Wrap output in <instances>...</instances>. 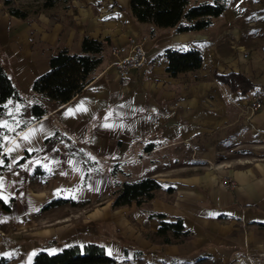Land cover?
<instances>
[{
  "label": "crops",
  "instance_id": "obj_1",
  "mask_svg": "<svg viewBox=\"0 0 264 264\" xmlns=\"http://www.w3.org/2000/svg\"><path fill=\"white\" fill-rule=\"evenodd\" d=\"M245 3L228 0L205 30L178 32L137 22L130 0H70L26 19L0 0V64L22 99L0 117L9 159L0 198L10 202L0 208V264L92 241L112 264H264V98L247 117L245 93L214 78L242 72L264 90V39L242 19ZM84 36L106 39L91 81L62 105L44 101L46 114L29 122L33 80L59 48L78 53ZM142 36L144 65L121 77L112 49ZM193 47L200 67L172 76L164 50ZM143 177L161 186L151 200L111 206L114 183ZM146 211L180 218L189 235L162 243Z\"/></svg>",
  "mask_w": 264,
  "mask_h": 264
},
{
  "label": "trees",
  "instance_id": "obj_2",
  "mask_svg": "<svg viewBox=\"0 0 264 264\" xmlns=\"http://www.w3.org/2000/svg\"><path fill=\"white\" fill-rule=\"evenodd\" d=\"M10 15L26 19L29 11L14 6L12 0H3ZM70 0H41L40 7L48 9L55 6L66 8ZM228 0H211L191 2L190 0H130V11L139 23L151 24L155 28H174L178 32H197L205 30L212 19L224 12ZM106 39H96L84 36L81 40L80 51L71 52L61 47L49 58V69L38 75L32 82L30 91L36 96L29 107V122L38 120L47 112L44 101L62 105L70 101L86 86L93 77L95 68L102 61V52ZM168 60L167 71L175 76L182 72L195 70L201 64V52L197 48L172 49L163 52ZM216 81L229 91L239 94L253 91L255 85L242 72L214 73ZM9 99L20 101L11 78L0 64V117L5 113V102ZM7 129L0 124V174L9 167V159L4 152V136ZM15 132L13 131L12 134ZM117 171L114 165L111 174ZM159 182L153 177H143L135 181L114 183L111 206L122 207L135 203L137 206L151 200L156 190L160 189ZM169 190V189H168ZM71 203L74 200L57 199L52 203ZM0 208L10 209V202L0 198ZM148 217H155L159 226L155 235L162 243H170L189 235L181 219L174 222L166 221L165 214L146 211ZM113 259L105 255L101 244L92 241L79 248L77 245L64 246L55 254L44 251L36 252L30 264H112Z\"/></svg>",
  "mask_w": 264,
  "mask_h": 264
},
{
  "label": "built area",
  "instance_id": "obj_3",
  "mask_svg": "<svg viewBox=\"0 0 264 264\" xmlns=\"http://www.w3.org/2000/svg\"><path fill=\"white\" fill-rule=\"evenodd\" d=\"M144 39V36L140 40L134 37H128L127 45L117 46L112 49L114 55L117 56V60L114 62L118 74L121 77L128 75L131 69L136 67H141L145 63V56L141 48V40ZM246 57L247 52L242 53ZM245 103L241 107V114L249 117L261 109L263 105V95L259 90H253L249 93H245ZM220 185L227 189H233L236 185L234 179L229 176L220 177Z\"/></svg>",
  "mask_w": 264,
  "mask_h": 264
},
{
  "label": "rangeland",
  "instance_id": "obj_4",
  "mask_svg": "<svg viewBox=\"0 0 264 264\" xmlns=\"http://www.w3.org/2000/svg\"><path fill=\"white\" fill-rule=\"evenodd\" d=\"M12 3L14 6L27 9L29 13H36L42 9L40 7L41 0H12ZM244 5L246 6V10L242 15V19L244 21H250L252 23L251 27L257 32L256 34H259L261 39H264V0H246ZM259 43L264 42H257V44ZM261 46L264 47V44ZM260 91L264 98V90L260 89ZM16 120H20L18 116H16Z\"/></svg>",
  "mask_w": 264,
  "mask_h": 264
}]
</instances>
